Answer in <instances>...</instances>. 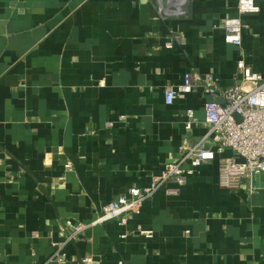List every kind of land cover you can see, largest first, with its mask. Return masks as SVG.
Segmentation results:
<instances>
[{"label": "crops", "instance_id": "0c3cea01", "mask_svg": "<svg viewBox=\"0 0 264 264\" xmlns=\"http://www.w3.org/2000/svg\"><path fill=\"white\" fill-rule=\"evenodd\" d=\"M253 1L259 11L239 16L238 0H0V264H44L66 221H93L208 135L201 87L164 101L185 74L222 90L241 83L239 62L264 77V0ZM237 17L238 47L222 29ZM217 177L214 160L125 225L87 230L66 264H264V173L234 191Z\"/></svg>", "mask_w": 264, "mask_h": 264}, {"label": "built area", "instance_id": "2783aa9c", "mask_svg": "<svg viewBox=\"0 0 264 264\" xmlns=\"http://www.w3.org/2000/svg\"><path fill=\"white\" fill-rule=\"evenodd\" d=\"M258 11L259 8L253 0L237 2L239 16ZM222 29L225 43L237 47L241 45L243 25L238 17L225 20ZM165 47L171 48L172 45L168 43ZM238 68L241 72V83L225 90L210 75L203 77L187 73L181 84L169 86L164 91L167 105H171L181 95L194 92L197 87H201L203 93L210 96L211 99L203 104L202 110L204 122L209 127L208 135L216 137L215 144L205 147L207 135L192 146H181L177 160L165 165L152 178L148 187L129 189L125 195L106 204L91 222L73 224L66 221L61 229L65 240L55 245L52 255L44 264H66L64 249L67 244L80 240L87 230L109 221H118L120 225H125L127 215L139 214L142 204L159 189L170 183L184 184L201 166L214 160L218 164V186L224 190H237L254 176L264 173V77L254 73L243 62L238 63ZM187 117L185 129L189 130L190 120L193 118L192 110L187 112ZM112 126V122L106 124L107 128ZM167 192L174 193L169 190ZM138 233L145 238L152 237L151 231L139 229ZM120 238L125 239L126 235ZM82 264L97 262L91 256H85Z\"/></svg>", "mask_w": 264, "mask_h": 264}, {"label": "water", "instance_id": "95a60500", "mask_svg": "<svg viewBox=\"0 0 264 264\" xmlns=\"http://www.w3.org/2000/svg\"><path fill=\"white\" fill-rule=\"evenodd\" d=\"M254 177H256V176H254Z\"/></svg>", "mask_w": 264, "mask_h": 264}]
</instances>
